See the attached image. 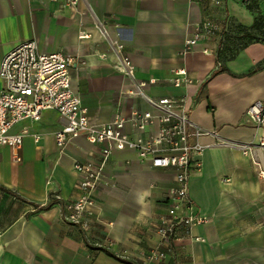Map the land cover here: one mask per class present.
I'll use <instances>...</instances> for the list:
<instances>
[{
  "label": "crops",
  "instance_id": "crops-1",
  "mask_svg": "<svg viewBox=\"0 0 264 264\" xmlns=\"http://www.w3.org/2000/svg\"><path fill=\"white\" fill-rule=\"evenodd\" d=\"M251 2L264 15V0ZM255 17L238 0H79L76 9L63 0H0V65L27 40L45 52L79 56L72 86L93 122H107L118 112L129 116L133 108L152 109L144 99L122 94L132 84L116 42L125 45L140 80L156 79L148 93L187 99L192 121L203 130L193 138L202 152L190 194L208 218L161 244L156 226L175 172L123 149L111 155L86 225L68 221L65 204L78 197L81 179L75 163L97 160L102 145L79 136L61 151L55 132L65 119L47 109L40 120L13 126L12 132H30L20 149L0 148V264H140L159 248L171 250L152 264H264V179L243 151L264 135V124L244 117L264 98V42H248L233 57H223L227 69L215 73L219 46L232 38L226 34L242 35L239 25L249 28ZM208 19L217 29L183 53L197 25ZM177 68L187 70L191 83H172ZM3 84L0 76V90ZM125 131L141 134L129 124ZM256 147L264 161V147Z\"/></svg>",
  "mask_w": 264,
  "mask_h": 264
},
{
  "label": "built area",
  "instance_id": "built-area-1",
  "mask_svg": "<svg viewBox=\"0 0 264 264\" xmlns=\"http://www.w3.org/2000/svg\"><path fill=\"white\" fill-rule=\"evenodd\" d=\"M78 1L63 0V4L76 9ZM213 1L220 3V0ZM238 1L249 4L252 0ZM216 29L217 25L209 19L198 24L188 38L183 53L194 48L203 35ZM113 46L121 54L123 73L132 84V88L123 90L122 94L144 99L152 107L151 110L133 108L129 116L118 112L107 122H93L88 107L72 86L71 71L78 66L79 56L67 51L45 52L35 40L23 41L5 54L0 65V76L4 82L0 90V148L8 146L20 149L30 132L27 127L12 132L13 126L24 119L38 121L47 109L56 110L65 119L62 127L55 132L61 151L71 138L79 136L102 145L97 160L75 163V169L81 176L77 185L79 195L65 204V218L84 226V216L91 212L96 203V191L103 181L105 168L114 150L132 149L152 167L174 170V182L167 192L166 211L156 226L161 244H170L179 230L191 232L194 226L208 220L197 210L189 187L190 176L201 168L198 156L202 146L193 138H199L203 130L192 121L185 97H156L148 93L147 88L156 79L140 80L125 45L116 42ZM172 73L171 81L175 86L187 85L192 81L185 68L174 69ZM244 117L246 122L263 125L264 98L254 102ZM127 124L141 134L132 136L126 132ZM153 126L155 129L147 136L142 135ZM34 137L39 139V135L34 134ZM256 146L264 147V135L259 137L257 144L243 147V151L251 156L258 176L264 179V161L258 156ZM90 154L93 156L94 152ZM168 251L154 249L140 264L164 260Z\"/></svg>",
  "mask_w": 264,
  "mask_h": 264
},
{
  "label": "trees",
  "instance_id": "trees-1",
  "mask_svg": "<svg viewBox=\"0 0 264 264\" xmlns=\"http://www.w3.org/2000/svg\"><path fill=\"white\" fill-rule=\"evenodd\" d=\"M251 3L248 4L249 8L256 13L254 24L250 28L239 25L238 29L240 30V32L243 33L242 35L238 34V32L235 33L233 36L231 34H226L228 38L230 36L232 38L230 40L227 39V40L222 41L221 45L219 46L218 60L219 62H221V66L219 67L217 71H215V73H217L218 71L227 69V67L224 64L223 57L224 59L228 57H233L235 55V52L239 50L240 48H242L243 46L247 45L248 42H254V41L264 42V15L261 14L260 10L258 9V6L255 3H252V4ZM256 30H261V31L263 30V34L260 35V33H258ZM239 38L241 39L248 38V40H245V42L241 44V46H239L237 45V39ZM228 48L231 50L230 56H228V54H226V51H225V49H228Z\"/></svg>",
  "mask_w": 264,
  "mask_h": 264
},
{
  "label": "rangeland",
  "instance_id": "rangeland-1",
  "mask_svg": "<svg viewBox=\"0 0 264 264\" xmlns=\"http://www.w3.org/2000/svg\"><path fill=\"white\" fill-rule=\"evenodd\" d=\"M250 28V27H249ZM238 31H240L239 29H238ZM258 33H260V35H262L263 34V30L261 31V30H256ZM245 40H248V38H246V39H241V38H239V39H237V45H239V46H241V44H243L244 42H245Z\"/></svg>",
  "mask_w": 264,
  "mask_h": 264
}]
</instances>
